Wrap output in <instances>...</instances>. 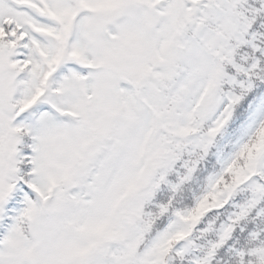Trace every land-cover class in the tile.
I'll list each match as a JSON object with an SVG mask.
<instances>
[{"label":"snow or ice","instance_id":"obj_1","mask_svg":"<svg viewBox=\"0 0 264 264\" xmlns=\"http://www.w3.org/2000/svg\"><path fill=\"white\" fill-rule=\"evenodd\" d=\"M0 264H264V0H0Z\"/></svg>","mask_w":264,"mask_h":264}]
</instances>
